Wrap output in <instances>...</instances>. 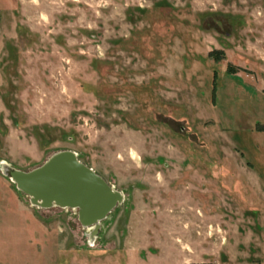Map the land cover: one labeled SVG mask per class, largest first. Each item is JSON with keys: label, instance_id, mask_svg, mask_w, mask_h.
<instances>
[{"label": "rangeland", "instance_id": "1", "mask_svg": "<svg viewBox=\"0 0 264 264\" xmlns=\"http://www.w3.org/2000/svg\"><path fill=\"white\" fill-rule=\"evenodd\" d=\"M64 150L98 227L11 180ZM0 264H264V0H0Z\"/></svg>", "mask_w": 264, "mask_h": 264}, {"label": "water", "instance_id": "2", "mask_svg": "<svg viewBox=\"0 0 264 264\" xmlns=\"http://www.w3.org/2000/svg\"><path fill=\"white\" fill-rule=\"evenodd\" d=\"M5 165L4 172L8 173ZM11 180L31 197L33 204L79 208L84 225L99 226V219L123 200L95 170L83 164L72 150L52 155L44 164L30 171L13 169Z\"/></svg>", "mask_w": 264, "mask_h": 264}, {"label": "bare ground", "instance_id": "3", "mask_svg": "<svg viewBox=\"0 0 264 264\" xmlns=\"http://www.w3.org/2000/svg\"><path fill=\"white\" fill-rule=\"evenodd\" d=\"M103 219V218H102ZM99 220H101V219H99Z\"/></svg>", "mask_w": 264, "mask_h": 264}]
</instances>
